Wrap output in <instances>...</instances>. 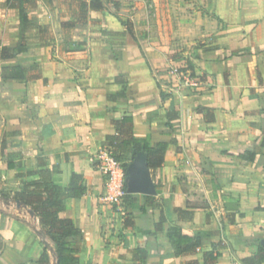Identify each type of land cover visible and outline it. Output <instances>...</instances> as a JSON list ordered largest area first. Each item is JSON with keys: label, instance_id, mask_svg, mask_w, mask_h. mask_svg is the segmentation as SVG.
I'll list each match as a JSON object with an SVG mask.
<instances>
[{"label": "crops", "instance_id": "0c3cea01", "mask_svg": "<svg viewBox=\"0 0 264 264\" xmlns=\"http://www.w3.org/2000/svg\"><path fill=\"white\" fill-rule=\"evenodd\" d=\"M50 1L29 14L27 52L0 55V264L44 255L39 219L1 198L38 177V158L63 187L84 176L87 193L61 214L85 236L80 264H246L264 240V0H113L73 30L61 24L77 21L79 0ZM21 33L19 10L0 0V53ZM173 64L198 84L169 85ZM125 116L168 148L150 170L155 196L110 204L97 158ZM172 227L201 245L177 255Z\"/></svg>", "mask_w": 264, "mask_h": 264}, {"label": "trees", "instance_id": "16d2710c", "mask_svg": "<svg viewBox=\"0 0 264 264\" xmlns=\"http://www.w3.org/2000/svg\"><path fill=\"white\" fill-rule=\"evenodd\" d=\"M39 0H6L7 6L16 7L20 12L22 23V33L20 43L12 49L3 47L1 57L16 58L18 55L27 52L26 31L34 24L30 21L29 14L38 8ZM51 2L50 0H45ZM113 0H91L89 3L79 0V14L75 22H64L62 29L73 30L79 26H84L88 21V13L102 11L106 4ZM131 34L133 31L129 28ZM41 46H52L55 42V36L51 25H39L37 27ZM190 70L192 68L187 66ZM194 72V71H193ZM118 97L126 100V91L118 94ZM163 100L170 97L162 92ZM178 116H175V118ZM116 128V135L108 136L111 151L114 157L121 162L125 173L133 161L135 152L144 151L147 154V163L150 170H156L162 167L165 161V154L168 144L159 143L152 146L147 140L137 138L134 134V119L132 116H125L121 120L113 122ZM245 157V156H244ZM41 170L37 172L38 177L25 184L21 191L13 194H3L2 200L14 201L20 207H27L31 214L40 221L39 236L44 243L45 252L39 260V264H51V255L54 256L56 264H80V254L84 249L85 236L76 226L72 219L61 216L65 211L70 200L82 198L88 191L84 176L79 173H72L71 181L68 187H63L57 183V175L60 170L57 166L52 169L46 168L43 158H38ZM132 196L126 194L125 197ZM154 200V197H148ZM169 239L177 255L194 252L200 245L199 239L184 235L179 227H172L169 233ZM136 252H144L141 249ZM211 260L216 259L213 254H208ZM246 264H264V247L260 246L259 251L252 257L245 260Z\"/></svg>", "mask_w": 264, "mask_h": 264}, {"label": "built area", "instance_id": "2783aa9c", "mask_svg": "<svg viewBox=\"0 0 264 264\" xmlns=\"http://www.w3.org/2000/svg\"><path fill=\"white\" fill-rule=\"evenodd\" d=\"M192 71V70H191ZM188 68L174 69L171 74L174 78L180 79L184 87H193L198 84V79ZM100 163L102 172L107 178L106 183V201L110 204H119L127 194L126 190V173L124 168L113 155L111 149H104L98 154L97 158Z\"/></svg>", "mask_w": 264, "mask_h": 264}, {"label": "water", "instance_id": "95a60500", "mask_svg": "<svg viewBox=\"0 0 264 264\" xmlns=\"http://www.w3.org/2000/svg\"><path fill=\"white\" fill-rule=\"evenodd\" d=\"M125 184L127 194L147 196H155L157 194L156 186L148 167L147 154L144 151L134 153L132 164L126 172ZM262 245L264 246V240Z\"/></svg>", "mask_w": 264, "mask_h": 264}, {"label": "rangeland", "instance_id": "374dc122", "mask_svg": "<svg viewBox=\"0 0 264 264\" xmlns=\"http://www.w3.org/2000/svg\"><path fill=\"white\" fill-rule=\"evenodd\" d=\"M115 5H116V3H115ZM118 5V4H117ZM53 8V7H52ZM52 8L50 7V9H46L48 12H50V10L53 12V13H55V10L57 9L56 7L55 8H53V9H55L54 11L52 10ZM32 13V12H31ZM59 22V21H58ZM38 31V30H37ZM26 37L27 38H33L34 37V32H33V30H32V26H30L29 28H28V30L26 31ZM29 34V35H28ZM38 34H39V32H38ZM183 65H179V64H173L171 67H168L166 70H167V74L169 75V78L167 79L168 81V84L169 85H172L173 87L174 86H176L175 84H177L179 87H183V85L181 84L182 82L180 81V79H176V78H174L173 77V75L171 74V72L174 70V69H176V68H178V69H186V68H188L187 66H185V67H182ZM188 70H190L189 68H188ZM191 71V70H190ZM192 73H193V71H191ZM194 76H196V74L194 75ZM197 77V76H196ZM198 79V82H199V78H197ZM181 82V83H180ZM113 151V150H112ZM121 164H122V160H121Z\"/></svg>", "mask_w": 264, "mask_h": 264}]
</instances>
